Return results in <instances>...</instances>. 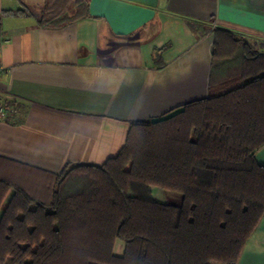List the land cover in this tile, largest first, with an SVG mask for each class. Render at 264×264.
<instances>
[{
  "label": "trees",
  "instance_id": "1",
  "mask_svg": "<svg viewBox=\"0 0 264 264\" xmlns=\"http://www.w3.org/2000/svg\"><path fill=\"white\" fill-rule=\"evenodd\" d=\"M263 147L264 52L219 28L208 97L132 121L116 157L50 172L0 156V264H239L264 218Z\"/></svg>",
  "mask_w": 264,
  "mask_h": 264
},
{
  "label": "crops",
  "instance_id": "2",
  "mask_svg": "<svg viewBox=\"0 0 264 264\" xmlns=\"http://www.w3.org/2000/svg\"><path fill=\"white\" fill-rule=\"evenodd\" d=\"M83 1L0 0V156L50 172L103 164L132 121L208 97L217 29L264 52V0ZM239 264H264V218Z\"/></svg>",
  "mask_w": 264,
  "mask_h": 264
},
{
  "label": "rangeland",
  "instance_id": "3",
  "mask_svg": "<svg viewBox=\"0 0 264 264\" xmlns=\"http://www.w3.org/2000/svg\"><path fill=\"white\" fill-rule=\"evenodd\" d=\"M159 191H161L160 193H162V198L163 199H166L167 202L169 203H173V204H182L183 202V195L181 193H178V192H175V191H170V190H167V191H163L159 188H156L155 190V195L157 198H159L160 196L158 195L159 194ZM115 252L117 254H123L124 250H125V243L122 241V240H117L116 242V246H115Z\"/></svg>",
  "mask_w": 264,
  "mask_h": 264
},
{
  "label": "built area",
  "instance_id": "4",
  "mask_svg": "<svg viewBox=\"0 0 264 264\" xmlns=\"http://www.w3.org/2000/svg\"><path fill=\"white\" fill-rule=\"evenodd\" d=\"M6 72V67L0 63V82L3 74ZM9 113V107L4 100L3 95L0 93V119L5 118Z\"/></svg>",
  "mask_w": 264,
  "mask_h": 264
}]
</instances>
